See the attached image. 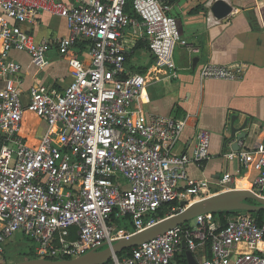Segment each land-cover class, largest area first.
<instances>
[{"label": "built area", "instance_id": "2783aa9c", "mask_svg": "<svg viewBox=\"0 0 264 264\" xmlns=\"http://www.w3.org/2000/svg\"><path fill=\"white\" fill-rule=\"evenodd\" d=\"M127 1L0 0V260L16 234L36 242L37 257H75L154 224L159 219L149 215L166 203L208 196L209 184L191 180L187 167L211 158L212 132L199 128L191 153H178L189 116L149 113L141 104L159 73L176 75L175 49L188 42L169 0H132L136 18L125 13ZM43 12L65 18L69 36L38 42L23 29ZM126 32L146 42L155 58L145 73L126 67ZM82 40L92 46L80 57L72 48ZM53 46L67 59L70 83L62 90L35 83L25 93L22 65L11 51L28 53L42 70ZM244 72L241 63H207L200 75L236 81ZM28 113L47 124L33 145L21 135ZM224 156L256 172L249 189L264 197V147ZM219 184L235 188V177L225 175ZM125 218L131 230L118 226ZM196 219V226L179 225L109 264H188L187 251L198 264H264V221L246 211L224 223L212 213Z\"/></svg>", "mask_w": 264, "mask_h": 264}, {"label": "crops", "instance_id": "0c3cea01", "mask_svg": "<svg viewBox=\"0 0 264 264\" xmlns=\"http://www.w3.org/2000/svg\"><path fill=\"white\" fill-rule=\"evenodd\" d=\"M60 1L75 4L79 0ZM214 1L178 0L172 5L171 13L189 46L178 45L175 49L176 75L168 76L165 71L159 73V80L147 84L141 99L144 110L149 113L175 118L189 116L188 125L176 146L178 153H191L199 128L212 132L211 158L204 166L191 163L187 167L191 180H204L209 184L208 195L225 189L219 184L225 175L235 177L233 185L239 188L243 181L250 185L256 174L253 169H246L238 161L224 156L232 149L228 136L233 116H236L235 126H242L248 120V137L241 148L264 147V0H226L233 6V11L223 19L213 16L210 8ZM197 6L198 11L191 12ZM22 27L38 42L70 34L66 19L49 12L41 13L34 23H25ZM127 36L130 38L129 34ZM137 41L139 39L127 44L126 67L130 74L145 73L155 62L148 46L135 49ZM191 47L197 48L198 52L192 51ZM136 55L143 63L133 67L131 62ZM10 56L22 65L25 93L35 83L62 90L71 81L67 59L58 54L56 46L48 53L50 64L42 70L37 69L26 52L13 50ZM207 63H241L245 72L242 79L236 81L203 79L200 71ZM3 87L4 82L0 80V91ZM35 121L31 125V135L22 133L26 118L21 128V135L32 145L47 128L43 120L35 117ZM240 245L238 249H249L246 244ZM33 251L35 254L34 248Z\"/></svg>", "mask_w": 264, "mask_h": 264}, {"label": "water", "instance_id": "95a60500", "mask_svg": "<svg viewBox=\"0 0 264 264\" xmlns=\"http://www.w3.org/2000/svg\"><path fill=\"white\" fill-rule=\"evenodd\" d=\"M210 9L214 17L223 19L232 13L233 6L226 0H216ZM235 120L236 116H233L228 140L232 142V149L239 150L248 137V131L246 130L248 120L242 126H235ZM249 200H253L255 203L249 202ZM181 206L182 208L177 212L160 218L154 224L142 230L118 239L112 246L92 249L72 258L37 257L20 260L12 264H106L123 251L152 241L179 225L193 221L196 226L198 224L196 217L202 214L235 211L255 213L264 211V197L249 188L235 187L213 193L191 203L182 201ZM186 255L188 264H198L191 251H187Z\"/></svg>", "mask_w": 264, "mask_h": 264}, {"label": "trees", "instance_id": "16d2710c", "mask_svg": "<svg viewBox=\"0 0 264 264\" xmlns=\"http://www.w3.org/2000/svg\"><path fill=\"white\" fill-rule=\"evenodd\" d=\"M178 0H169L170 4L173 5L174 3H176ZM199 7L197 6L196 8H193V10H191V12H196L198 11ZM125 13L129 16V17H137L136 13L134 12V9H133V5H132V0H128L127 1V4H126V7H125ZM92 46V42L89 41V40H82L80 41L79 43H77L73 48H72V53H75V54H85L86 51ZM142 46H147V43L144 42V41H137L136 44H135V49L139 48V47H142ZM249 202H252V203H255V201L253 200H249ZM181 206V203L178 202V201H172V202H169V203H166L161 209H159L157 211L156 214H151L149 215L150 217H156L157 219H160V218H164L174 212H172V209L173 208H178ZM231 213H234V212H220V213H217L215 214L216 217H219L221 218L222 222L224 223L225 222V217ZM251 215L256 219V221L260 224L264 221V211H258V212H255V213H251ZM147 217L150 218V217ZM118 226L119 227H125V228H128V229H132L131 228V225L130 223H128L126 221V218L125 219H120L118 220ZM74 239L76 238V233L75 231L73 230L72 234H71V239ZM133 249H128V250H125L123 251L122 253H120L118 256L119 257H122L124 256L125 254L127 253H130ZM32 257L30 258H37V256L34 254V251L32 250ZM64 258H72V257H64ZM112 260H110L108 262L111 263ZM107 264V263H106Z\"/></svg>", "mask_w": 264, "mask_h": 264}, {"label": "rangeland", "instance_id": "374dc122", "mask_svg": "<svg viewBox=\"0 0 264 264\" xmlns=\"http://www.w3.org/2000/svg\"><path fill=\"white\" fill-rule=\"evenodd\" d=\"M128 32L125 33V40L129 43L132 40V43L135 38L130 36L128 38ZM130 40V41H129ZM132 66H139L143 63L142 59H138L137 55L132 59ZM26 123L22 128V133L26 135L32 134L31 125L36 122L35 117L32 114L26 115ZM39 127V126H38ZM40 128V127H39ZM190 203V202H189ZM36 246V242L28 237L23 236L22 234H16L12 237V239L5 246V253L2 256V260H0V264H12L14 262L28 259L32 257V250Z\"/></svg>", "mask_w": 264, "mask_h": 264}, {"label": "bare ground", "instance_id": "6f19581e", "mask_svg": "<svg viewBox=\"0 0 264 264\" xmlns=\"http://www.w3.org/2000/svg\"><path fill=\"white\" fill-rule=\"evenodd\" d=\"M239 184H240L239 188H249L250 187L249 183H247L246 181L240 182ZM240 246L242 247L244 246V244H241Z\"/></svg>", "mask_w": 264, "mask_h": 264}]
</instances>
